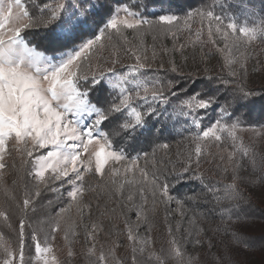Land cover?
I'll list each match as a JSON object with an SVG mask.
<instances>
[{"label": "snow or ice", "instance_id": "1", "mask_svg": "<svg viewBox=\"0 0 264 264\" xmlns=\"http://www.w3.org/2000/svg\"><path fill=\"white\" fill-rule=\"evenodd\" d=\"M33 6L38 10L35 15L29 13L22 0H7L2 9V18H0V187H4L5 170L16 167L15 163H8L7 157L13 156L14 152L19 154L21 165L27 162L24 157L34 160V168L29 170L31 181L34 183L29 189V182L25 181L23 199L15 204L20 217L16 250L10 247L0 234V253L3 254L0 264H24L26 214L35 198L40 196L42 189L58 191L57 187H50L55 181L73 185V188L67 192L70 198L68 207L75 203L78 213H82V209L87 208L88 216L96 221L84 226L85 238L92 240H95L93 233L101 229V222L109 210L107 204L97 203L94 209L95 215H93L91 202H85L82 205L77 200L78 196L83 197L88 190L85 177L89 174L97 180L98 186L108 189V199L115 198L120 202L121 207L125 206V201L133 202L135 197L137 199V221L148 220L146 206L149 200L152 204V211H155L157 205H163L167 211L168 206L174 203L183 216V209L189 203L194 204L197 200L208 203L210 195L217 204L243 198L236 185V181L241 179L239 176L241 165L238 161L233 163L238 139L236 132L240 127L237 122L239 116H234L231 122L225 121V116L238 101H249L257 96L255 90L248 89L242 82L225 81L221 78L219 81L221 83L236 85L228 91L229 94L223 100L220 99L218 93L200 99H196L198 93L190 94L183 101L189 109H199L202 115L207 116L206 110L215 105L214 110L222 108L223 115L219 118L214 117L204 130L192 137L195 143L194 153H189L178 167L173 165L168 168L167 164L157 167L155 160L151 170L147 167H140L141 159L147 161L149 155L148 151L141 147V142L151 147L156 136H162L168 130L171 121V116L168 115V102L170 96L177 95V92L172 89L179 81L175 78L163 81L155 77L151 80L147 79L148 74L142 71L148 67L147 53L144 49L134 50L131 46L125 49V52L134 60V64L126 71H121L116 67L121 63L119 57H110L105 62L106 67L97 64L93 69V57L100 52L99 42L105 35H108L110 40L127 41L129 35L142 39L145 32L156 25L152 20L145 19L136 12H129L125 8L124 15L112 14L104 23V28L98 33L94 32L89 38L87 34H84V26L90 23L94 16L96 6L92 0H57L54 8L49 7L47 3L44 4L43 7L47 11H42L39 4ZM196 18H199L202 25L201 31L195 33L197 38L202 34L204 21H207V36L210 42L216 44L217 40L214 37L217 35L223 38L224 49L221 51L230 46L240 45L239 37L235 36L237 32L247 38L244 41L246 44L256 38L255 30L250 33L248 28L238 29L237 25L231 22L225 25L212 11L200 9L189 11L183 17L175 13L162 14L158 16V23L168 26L173 37L178 38L177 32L181 24L188 26L189 21ZM34 28L52 29L51 32L46 31L45 36L49 49L53 53L52 58L47 56L45 51L38 50L34 45L30 46L24 33ZM108 30L112 32L109 33ZM260 33V39L264 40V28L260 29ZM77 34H79V43L75 42ZM69 44L73 46L69 47ZM94 46H97L95 51L90 52ZM179 48L183 50L184 45L180 44ZM60 53L62 55H57ZM154 55L155 52H153ZM242 56L241 80L248 71L246 67L248 57L243 53ZM253 70L259 71L260 68L256 66ZM169 71L178 75H187L182 68L175 65L174 61ZM232 75H236L234 69ZM113 81L115 83H112ZM109 85L112 89H119V91H110ZM261 90L264 91V86ZM179 91L183 92L185 88L181 87ZM137 100L140 103L133 107L132 102ZM137 107L140 110H137ZM126 110L133 119L122 123ZM181 114H183V109H181ZM105 129L109 131L106 132ZM252 130L258 133L256 128ZM221 132L227 133V139L231 141L233 147V151L227 156L228 163L232 164V183L224 185L222 189L215 185H205L199 191L192 188L188 192L179 194L174 186L186 180L195 178L202 184L204 183L203 175L197 174L201 165L202 141L208 139L212 142L223 143ZM116 136H122V140L114 145L112 140ZM10 140L13 142L12 150L8 147ZM128 141L131 143H126ZM21 145L23 148L20 147ZM157 146L163 149L169 147L167 143ZM239 147L241 157L246 156L247 149L243 147L242 142ZM40 149H48V151L34 157L33 152H39ZM133 152L137 153L135 157L132 155ZM155 152L156 148L153 147V157H155ZM85 154L86 158L81 159ZM219 158L221 161L225 159L223 156ZM110 159L117 163L124 161L125 175L130 172L138 173L139 179L126 178L124 182H117L113 177L119 170L115 168L109 169L106 176L105 165ZM19 171L20 169H17V172ZM223 171L226 172L227 168ZM252 171L253 173L257 171L255 166ZM69 173H72L71 178L65 179L69 177ZM46 174H48V179H45ZM18 179L23 180L24 178L21 175ZM16 183L17 180H14L13 184ZM125 183L130 186L126 192L124 191ZM249 183L264 184V172L250 180ZM65 211L67 207L57 209L58 219L53 228L54 232L61 230L59 221L63 219ZM0 216L6 222L9 219L3 211H0ZM244 219L246 218L237 217L233 220L231 216H228V221L232 223ZM189 223L194 225L195 217L191 218ZM73 227L74 223L67 226L65 241L69 239L68 231H71ZM138 228V223L125 219L124 228L121 229V232L126 234L127 240L131 242L132 264H137L136 245L141 242L147 245L150 239L147 236H141ZM168 231L171 251L175 254L178 264H194V257L188 256L185 259L183 244L175 238L171 227ZM177 231H179V225ZM202 231L203 229L196 231L195 244L201 243L198 237ZM106 234L112 236L119 233H113L109 227ZM72 235L75 236L77 233L72 231ZM188 235H193L191 230H188ZM233 240L251 249V246L235 233H233ZM33 246L35 255L43 261V264H49V261L43 258V254L52 253V247H42L38 238L33 240ZM117 246L119 245L114 243L112 247L105 250L101 245L99 255L91 264H122L115 256ZM94 248L95 245L89 249V255L94 253ZM140 250L143 251V249ZM73 256L74 252L69 248V259ZM52 260L55 261L56 257L53 256ZM161 264L164 262L161 261ZM217 264H220V259L217 260ZM229 264H237V262L230 260ZM239 264H250V262L243 260ZM259 264H264V252L261 253Z\"/></svg>", "mask_w": 264, "mask_h": 264}, {"label": "trees", "instance_id": "2", "mask_svg": "<svg viewBox=\"0 0 264 264\" xmlns=\"http://www.w3.org/2000/svg\"><path fill=\"white\" fill-rule=\"evenodd\" d=\"M56 2L57 0H23L31 15L37 14L38 11L33 6L34 4H39L42 11H47L43 7L44 4L47 3L49 7L54 8ZM92 3L96 6L93 19L84 26V34H87L89 38L94 32L98 33L104 28V23L112 14L125 8L129 12H136L143 18L152 20L156 25L147 30L142 39L129 35L127 41L123 39L110 40L109 36L105 35L99 42L100 52L93 57V69L97 64L106 67L105 62L110 57H119L121 63L116 67L121 71H126L134 64L133 58L125 52V49L131 46L134 50L137 48L146 50L148 67L142 71L148 74L147 79L151 80L155 77L163 81L175 78L179 81L172 89L177 92V95L170 96L168 102V115L171 116L168 130L162 136L157 135L151 147L141 142V147L149 153L147 161L143 158L141 160H144L149 170H151L154 160L157 162V167L164 164H167L168 168L173 165L178 167L189 153H194L195 143L192 137L197 132L204 130L214 117L219 118L223 115L222 108L214 110L215 105L206 110L207 116L202 115L199 109H189L183 101L190 94L198 93L196 99H200L218 93L220 99L223 100L229 94L228 91L236 85L221 83L219 82L221 78L225 81L242 82L248 89L257 92V96L252 97L249 101H238L225 116V121L228 122L233 121L234 116H239L237 122L240 127L236 132L238 139L233 163L238 161L241 165L239 170L241 179L236 181V185L243 198L217 204L210 195L208 203L203 200H197L194 204L189 203L183 209V216L181 210H178L174 203L168 206L167 211L163 205H157L155 211H152V204L149 200L146 206L148 220L137 221V199L135 197L133 202L125 201V206L121 207L120 202L115 198L108 199L107 188L98 186L97 181L86 180L87 191L92 195L87 201L93 205V215H95L94 209L97 203L107 204L109 210L101 222L103 230L97 229L94 253L89 255V249H92L93 246H89L88 241L93 240L85 238L84 227L81 223L82 213H78L76 206L70 208V213L65 211L63 219L59 221L61 230L54 232L53 228L58 219L57 209L62 204L60 205V198L53 192L42 189L40 196L35 198L34 203L30 205L25 217L24 264H34L38 258L34 253L33 246V240L36 238L40 240L42 247H52L57 264H91L99 255L101 245L107 250L114 243L119 245L115 247L116 258L122 264H132L131 242L127 240L126 234L121 232L125 219L138 223V232H142L141 236L150 238L147 245L142 242L136 245L137 264H161V261L164 264H178L175 254L171 251L169 227H171L175 238L182 242L185 259L188 256L194 257V264H217L218 259H220V264H229L230 260L236 261L237 264L243 260H248L250 264H259L261 253L264 252V184L252 185L249 181L264 172V91L261 90L264 80L252 76L254 67L259 66L260 71L264 70V40L260 39V29L264 28V0H92ZM89 7L91 8V5ZM197 9L212 11L215 16L220 17L225 25L231 22L235 23L238 29L248 28L250 33L255 30L256 38L246 44L244 41L247 38L237 32L235 36L239 37L240 45L230 46L221 51L224 49L223 38L217 35L214 37L217 43L210 42L207 36V21H204L203 31L199 38L195 35L202 28L199 18L190 20L188 26L181 24L177 32L178 38L173 37L168 26L158 23L159 15L175 13L183 17L185 13ZM46 31L51 32L52 29L34 28L26 30L24 34L27 36L30 46L34 45L52 58L53 53L45 40ZM108 31L112 32V30ZM128 31L131 32V30ZM78 37L79 34L75 39L76 43H79ZM229 43L231 45V41ZM180 44L184 45L183 50L179 48ZM72 46L69 44V47ZM96 47L94 46L90 52H94ZM153 52H155L154 56ZM242 53L248 57L246 61L248 71L243 80H241L242 69L240 68V62L243 59ZM57 55H62V53ZM173 61L175 65L183 69L186 76L169 71ZM233 69L236 72L235 76L232 75ZM181 87H184L185 91H179ZM109 88L110 91H119V89H112L111 85ZM139 103L138 100L133 101L132 106L136 107ZM181 109H183V114H181ZM137 110L140 109L137 107ZM132 119L133 117L126 110L121 122ZM253 128H256L258 133L254 132ZM105 131L109 130L105 129ZM220 134L223 143L212 142L208 139L202 141L201 165L197 174L203 175L204 183L202 184L195 178L186 180L174 186L175 189H178L179 194L188 192L192 188L199 191L205 185H215L222 189L224 185L232 183V164L228 163L227 156L229 152L233 151V147L231 141L227 139V133L221 132ZM121 140L122 136H116L112 142L116 145ZM241 142L247 149V155L243 157L240 155L239 145ZM162 143H167L169 147L167 149L159 148L157 145ZM153 147L156 148L155 157L152 156ZM36 155L37 153L33 152V156ZM132 155L135 157L137 153L133 152ZM220 156L225 159L221 161ZM24 159L27 162L23 165H21L20 156L11 160L10 164L15 163L16 167L7 169L4 187H0V211L5 212L9 217L6 222L0 216V234L14 250H16L20 222L15 204L23 199L25 181L29 182V189L34 183L29 175V170L34 167V160L28 157H24ZM253 166L257 169L255 173L252 171ZM193 167L195 168V165ZM224 168H227L226 172L223 171ZM17 169L20 171L17 172ZM21 175L23 180L18 179ZM14 180H17L16 184H13ZM129 187L125 183L124 191L126 192ZM173 211L177 214L173 215ZM165 216H167V220H165ZM228 216H231L233 220H236L237 217L246 219L232 223L228 221ZM193 217H195L194 225L189 223ZM73 223V229L68 231L69 239L65 241L66 228ZM178 225L179 231H177ZM109 227L113 233L119 234L108 236L106 233ZM199 229H203L198 237L201 243L195 244L194 240L197 238L195 233ZM188 230H191L192 236L188 235ZM72 231H75L77 235L73 236ZM233 233L250 245L251 249L245 248L243 243L238 244L234 241ZM69 248L74 252L71 259L68 257ZM2 259L3 254L0 253V261Z\"/></svg>", "mask_w": 264, "mask_h": 264}, {"label": "rangeland", "instance_id": "3", "mask_svg": "<svg viewBox=\"0 0 264 264\" xmlns=\"http://www.w3.org/2000/svg\"><path fill=\"white\" fill-rule=\"evenodd\" d=\"M6 2H7V0H0V18H2V9L6 5ZM22 3H23V0H22ZM118 13L121 14V15H124V10L121 9V10H119ZM253 73L254 74L252 76L254 78H261V79L264 80V70H262V71H260V70L259 71H253ZM69 143H71V142H69ZM8 147H9V150H12L13 149V142L11 140L8 142ZM20 147L23 148V145H21ZM29 147H31V145H29ZM90 148H91V146H90ZM47 151H48V149H40V151L39 152H36V153H37V155H39V154L44 153V152H47ZM19 156H20L19 154H16L14 152L13 153V156L7 157L8 163L10 164L11 160H13L14 158H17ZM85 158H86V154L81 157V159H85ZM124 163H125L124 161H120V162L117 163V162L112 161L110 159L108 161V163H106V165H105V175L106 176L108 175L109 169L115 168V169H118L119 170L118 173H117V175L113 177V179L116 180L117 182H124L126 178L129 179V180H131V179H137L139 177L138 173L134 174V173H131L130 172V173H127L125 175V173L123 172ZM93 166H94V161H93ZM146 166H148V165L144 162V160H141L140 161V167H146ZM6 171H7V169L5 170V172ZM71 176H72V173H69V177H66L65 179H70ZM47 178H48V174H46L45 179H47ZM85 180H92L94 182L97 181L96 179H93L92 178L91 174H89L88 176H86L85 177ZM51 187H57L58 188V191H56V192L51 191V192H53L54 195H56L57 197L60 198V205L62 204L61 207H67V211L69 212L70 208H72L73 206H76L75 203H72V206L71 207H68V204L70 202V198L67 196V192L70 189L73 188V185H71V184H65V183H63V181H55L51 185ZM90 197H92L91 193H89L88 191H86L84 193V196L83 197H79L78 196L77 197V200L83 205L85 202H88L87 200ZM87 213H88V209L87 208H83L82 209V219H83L82 225H83V227L85 225H91L92 223H94V220L91 219L88 216ZM176 214L177 213L175 211H173V215H176ZM139 234L141 235L142 232L139 231ZM93 235L96 237L97 236V232L93 233ZM88 242H89V244H88L89 246H93V245L96 244V242L94 240L93 241L89 240ZM53 256H54V252L53 251H52V253H44L43 254V258L44 259H47L49 261V264H57L56 263V260L55 261L52 260V257ZM0 262H2V261H0ZM34 264H43V261L41 259L37 258Z\"/></svg>", "mask_w": 264, "mask_h": 264}]
</instances>
